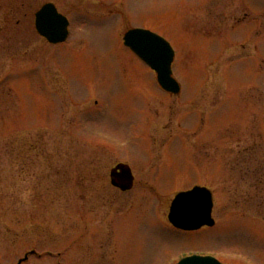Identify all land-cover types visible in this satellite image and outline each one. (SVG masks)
<instances>
[{
    "label": "rangeland",
    "instance_id": "obj_1",
    "mask_svg": "<svg viewBox=\"0 0 264 264\" xmlns=\"http://www.w3.org/2000/svg\"><path fill=\"white\" fill-rule=\"evenodd\" d=\"M49 3L64 44L36 31ZM134 29L172 45L180 96L125 47ZM196 187L217 225L179 233L171 204ZM192 254L264 264V0H0V264Z\"/></svg>",
    "mask_w": 264,
    "mask_h": 264
},
{
    "label": "water",
    "instance_id": "obj_2",
    "mask_svg": "<svg viewBox=\"0 0 264 264\" xmlns=\"http://www.w3.org/2000/svg\"><path fill=\"white\" fill-rule=\"evenodd\" d=\"M70 23L59 13L53 4L45 5L36 15L38 33L51 44H61L69 38ZM125 46L130 48L142 61L157 73L161 87L173 95H179L181 87L173 77L175 51L169 42L157 34L135 29L125 37ZM122 176L113 173V184L124 191L131 190L133 177L126 167H119ZM118 182V183H116ZM212 193L206 188H195L179 194L172 204L170 222L183 231H198L205 226L214 227ZM179 264H222L213 257L193 256L183 259Z\"/></svg>",
    "mask_w": 264,
    "mask_h": 264
},
{
    "label": "flooded vegetation",
    "instance_id": "obj_3",
    "mask_svg": "<svg viewBox=\"0 0 264 264\" xmlns=\"http://www.w3.org/2000/svg\"><path fill=\"white\" fill-rule=\"evenodd\" d=\"M119 174V176L118 177H121L122 175H121V173H118ZM116 183H118V182H116Z\"/></svg>",
    "mask_w": 264,
    "mask_h": 264
}]
</instances>
